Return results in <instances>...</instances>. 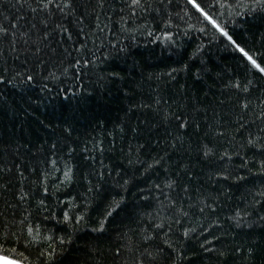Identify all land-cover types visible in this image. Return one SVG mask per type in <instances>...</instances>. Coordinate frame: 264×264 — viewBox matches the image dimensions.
<instances>
[{"label":"trees","instance_id":"1","mask_svg":"<svg viewBox=\"0 0 264 264\" xmlns=\"http://www.w3.org/2000/svg\"><path fill=\"white\" fill-rule=\"evenodd\" d=\"M8 2L0 0V16L11 19L17 10ZM197 2L264 66V9L244 8L243 0ZM121 6L122 0H116L98 10L99 21H84L87 35L79 40L70 18L65 24L72 39L54 36L49 49L55 51L46 49L33 84L0 85V139L14 148L20 145L29 169L39 161V174L26 171L24 184L44 181L49 192L37 190L38 199L45 200L56 221L63 219L61 210L84 217L70 226L58 224L45 219L49 212L43 208L35 211L38 199L24 204L32 213L28 223L43 237L33 249L51 243L56 259L50 264H112L113 247L134 246L122 261L133 264L136 248L148 246H141L137 233L146 229L150 235L158 201L167 204L154 186L175 181L171 192H163L189 213L169 234L183 253L177 264H264V222L256 219L264 215V201L252 203L264 189V154L247 144L249 133L264 137V119L258 118L264 110V76L186 0H172L171 38L163 36L165 26L151 15L134 17L127 26L140 29L121 34ZM19 26L23 31L28 23L21 20ZM109 40L116 47L102 54ZM84 41L86 48H81ZM92 53L97 60L90 65L75 64L81 57L91 60ZM244 101L250 103L247 110L240 106ZM205 145L212 149L207 157L201 151ZM225 152L228 156L220 159ZM237 209L252 213L243 217L249 227L236 226ZM108 210L106 231H93ZM8 212L11 220L12 209ZM50 235L63 237V245L58 239L47 241ZM4 248L9 257L15 256L13 248L23 251L14 244Z\"/></svg>","mask_w":264,"mask_h":264},{"label":"snow or ice","instance_id":"2","mask_svg":"<svg viewBox=\"0 0 264 264\" xmlns=\"http://www.w3.org/2000/svg\"><path fill=\"white\" fill-rule=\"evenodd\" d=\"M115 2L116 0H10L7 7L16 9L17 14L11 19L8 16H0V85H12L16 87L17 84H33L40 75L39 69L41 65L45 63L44 55L46 49L50 52L55 51L54 49H49L54 36L66 35L69 40L72 39L74 33L69 30L65 22L70 18L75 19V35L79 40L81 35H87L83 31V22L90 17L94 23L99 21L98 10H104L106 5L111 7ZM186 2L202 14L206 20L210 21L235 46L238 52L256 70L257 75L264 76V66H262V63L258 62L249 51L237 43L236 39L224 27H221L217 20L205 10V7L201 6V3H198L197 0H186ZM171 5L172 0H122V6L119 9L121 13L119 16L121 34L140 29V25H135L133 28L127 26L132 22L134 17L139 18V16L151 15L154 21L165 26L162 29L163 36L171 38L173 33L167 27L172 22L170 15ZM241 6L249 10L253 7L264 9V0H243ZM28 17L31 19L28 20ZM21 20H25L28 23L26 30L21 31L19 26ZM144 23L147 25L148 21L145 20ZM98 31L102 33L104 29L100 28ZM146 34L153 36L154 32L146 31ZM108 47H116V45L112 40H109L105 45V52L102 54H107L106 49ZM81 48H86V41L81 42ZM117 50L119 51L120 49L117 48ZM90 55L91 60L81 57L75 60V64L77 66L81 63L90 65L92 61L97 60L94 53ZM235 87L240 88V84H235ZM46 88L47 85H44L41 91ZM240 106L243 110H247L250 107V103L244 101L241 102ZM258 118L264 119V110L260 111ZM178 126L184 128L188 125L186 123H179ZM260 131L264 133V128H261ZM218 134L223 135V132L221 131ZM247 144L253 148L260 149L261 153L264 154V137H255L249 133ZM65 146L67 147V145ZM23 147L28 149L27 144L23 145ZM56 147V144H52L51 150H55ZM19 148L20 145L14 148L12 142L0 139V223L4 224L5 229L0 232V264H36V261H39V264H50L52 260L56 259V249L52 247L51 243H48L47 247L43 250L40 248L33 249V245L40 243L43 237L35 231L34 226L28 223L32 213H28L27 209L22 208L24 204H30L32 200L38 199V191L47 194L49 188L43 180L39 179L29 181L27 185L24 184V181L27 179L24 175L26 171L30 170L34 175L39 174V161L37 162V167L29 169V165L22 159ZM201 151L205 157L212 153V149L206 145ZM227 156L228 153L225 152L224 156L220 157V159L223 160ZM156 163L158 164L160 161H156ZM260 164L261 171H264V160ZM69 172H71V169L65 172L66 177H68ZM216 174L221 175L222 173L218 171ZM44 179H47L46 174H44ZM175 183V181L164 183L163 188H167L171 192ZM154 187L160 191L164 200H167V204L163 201H158L156 215L152 216L153 222L150 224L152 230L150 235L146 234V229L137 233L141 237V246L143 247L144 242H147L148 246L143 247V251L136 248L139 255L134 256L133 264H177L176 258H182L183 253L177 252L169 234L173 231V225H180L181 220L187 218L189 213L184 211L182 206H177L175 199L164 194L161 184H156ZM184 190L187 191V188ZM262 201H264V189L253 195L252 203L260 204ZM213 203H215V200H213ZM44 206L45 200L39 198L35 211L38 213L43 208L44 211L49 212V216L45 217V219L56 221L51 210ZM206 207L211 206L206 205ZM9 209H12L11 220H9ZM61 211L63 219L56 221L58 224L62 223L70 226L72 222L78 223L84 218L82 215L73 214L70 216L67 211ZM200 211L203 212V208ZM17 215L21 219L17 220ZM251 215L252 213L247 209H237L232 219L235 221L237 227L241 225L249 227L243 217H250ZM111 216L112 210L105 211L103 213L104 220L100 222L99 228L93 229V231H106L104 221H107ZM256 219L264 222V215L257 214ZM10 224L15 226V230H12ZM165 228H167V231H165ZM129 231H133V229H129ZM188 235L189 231L185 229L183 236L187 237ZM116 236L119 238L120 233L117 232ZM57 239L59 240V244L63 245V237L55 235L47 237V241L49 242ZM155 241H159V243H154ZM6 244L18 245L23 251L16 252V249L13 248L12 251L15 253V256L9 257L4 254L8 251V249L4 248ZM133 247H128L127 249L120 245L113 247L111 250L112 264H122L126 253L133 252ZM204 251L211 250L205 248ZM236 251H240V249L237 248ZM25 252L28 253V256H25ZM173 253H176L175 257ZM220 254L223 255L224 253L221 252ZM29 256H35V260L29 261Z\"/></svg>","mask_w":264,"mask_h":264}]
</instances>
